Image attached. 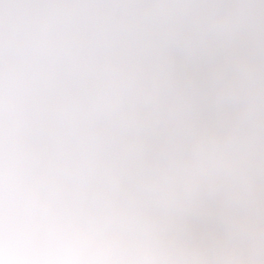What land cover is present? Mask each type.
I'll return each mask as SVG.
<instances>
[{
  "label": "clouds",
  "instance_id": "1",
  "mask_svg": "<svg viewBox=\"0 0 264 264\" xmlns=\"http://www.w3.org/2000/svg\"><path fill=\"white\" fill-rule=\"evenodd\" d=\"M0 264H264V0H0Z\"/></svg>",
  "mask_w": 264,
  "mask_h": 264
}]
</instances>
